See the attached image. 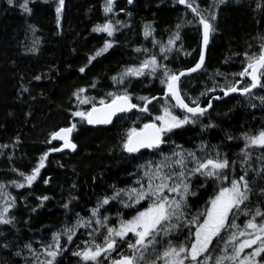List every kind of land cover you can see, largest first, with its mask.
<instances>
[{"label":"trees","instance_id":"obj_1","mask_svg":"<svg viewBox=\"0 0 264 264\" xmlns=\"http://www.w3.org/2000/svg\"><path fill=\"white\" fill-rule=\"evenodd\" d=\"M21 2L15 0L9 5L7 0H0V185H4L7 196L10 194L9 200L15 198L9 214L12 222L0 225V264L46 261L49 258L44 248L52 242L54 233L74 224L78 216L89 218L98 201L112 195L114 187L135 186V180L144 170L142 166L149 163L154 166L181 149L197 155L203 154L202 145L209 154L218 150L230 162L235 161L229 170L230 178L246 172L251 188L246 202L249 216L241 214L237 224L243 226L257 207L264 211V148L249 147L250 158L243 159L244 134L264 129V101L261 100L264 88L259 87L247 96L233 95L215 102L212 110L195 123L168 133L158 149L134 155L123 151L122 137L129 127H141L151 120L148 113L133 110L121 115L123 118H115L111 126L99 128H90L72 116L78 104L73 93L78 88H87L86 95L97 99L123 88L124 85L114 84L111 77L126 66L139 64L147 55L156 54L158 60L173 70L192 67L199 59L202 29L189 9L182 8L176 0H133L131 4L128 0H114L113 13L105 16V0H65L63 17L58 24L57 0H29L30 13L19 7ZM211 2L197 0L201 8ZM106 19L114 23L119 20L125 26L117 24L118 31L113 37L94 33L92 28ZM146 24L154 29L147 38L144 36ZM177 24L182 25L180 39L164 60L160 44L167 43L177 31ZM214 25L216 30L211 34L206 66L181 82L182 92L187 97L199 98L203 107L211 97L208 98L210 92L201 95L202 92L211 88L214 81L222 85L226 79L241 80L234 74L244 67V53H259L264 43L261 39L264 37V0H224L216 9ZM106 39L113 40V46L88 64V57ZM153 39L157 41L155 46ZM137 48L148 52H137ZM85 65V72L81 73L79 69ZM217 72L221 75L216 76ZM37 76L41 78L36 80ZM93 82L95 88L90 87ZM248 82L243 78L241 86ZM125 83L134 103H140L136 100L138 96H163L159 80L147 75L130 78ZM216 92L222 97L219 89ZM160 103L157 100L149 104L153 116L159 114ZM79 107L86 110L90 105ZM176 114L182 115V112L176 109ZM73 123L76 124L73 136L76 152H50L35 182L30 187L27 184L16 187L13 182L20 172L30 174L39 157L58 146L48 142L51 133ZM190 185V193L195 195L187 197V219L204 209L213 193L214 181L195 175L190 178ZM44 196L48 199L42 200ZM146 203L143 201L142 205ZM100 211L109 217L111 225L116 224L118 212L125 219L135 214V209L122 207L118 200L110 201ZM96 227L93 222L89 228L78 229L71 243L62 236L65 250L58 254L55 264H83L72 253L84 247L83 242L90 239L89 233ZM104 232L101 228L96 236L98 243H102ZM186 233L187 228L181 222L179 229L164 238V243L171 240L178 244ZM100 264L108 262L101 257Z\"/></svg>","mask_w":264,"mask_h":264},{"label":"snow or ice","instance_id":"obj_2","mask_svg":"<svg viewBox=\"0 0 264 264\" xmlns=\"http://www.w3.org/2000/svg\"><path fill=\"white\" fill-rule=\"evenodd\" d=\"M14 2L15 0H7L9 5H13ZM64 2L65 0H57L55 12L58 24ZM132 2L133 0H128L129 4ZM176 2L189 9L195 22L202 28V48L198 61L192 67L173 70L158 60L157 55L153 53L147 55L139 64L126 66L123 71L111 77L114 84L124 85L123 88L107 92L98 99L86 95L87 88L84 87L78 88L73 93L78 104L72 116L78 117L80 122H86L89 125H110L114 117L133 110L152 116V119L143 123L141 127L133 125L126 130L121 146L123 151L129 154L139 153L141 149H158L165 142L164 137L168 133L188 123H195L196 119L204 115L207 108L212 107L211 100L206 107H201L199 98L187 97L179 85L182 77L202 69L205 60L203 48L208 45L211 34L216 30L214 25L216 9L224 3V0H212L206 8H201L197 0H176ZM28 5L29 0H22L19 7L24 12L30 13L31 8ZM103 11L105 16L113 13L114 0H105ZM117 24L125 26L119 20L114 23L112 19H106L103 23L96 24L92 31L113 37L118 31ZM181 27V24H177V31L167 43L160 44L159 51L164 60H167V53L180 39ZM153 31L151 25L144 26L146 38ZM261 39L264 40V37ZM152 42L154 46L157 44L154 39ZM113 43V40L106 39L103 45L88 57V64L106 53ZM32 50L35 51V48ZM135 51L148 52L147 49L141 48ZM244 61L242 71L234 76H239L241 80L246 77L248 83L241 86V80L227 81L226 79L221 85L214 81L213 86L201 95L215 92L217 89L224 96L237 92L248 95L252 89L264 88V82H262L264 81V43L261 44L258 54L244 53ZM86 67L87 65L81 67L79 71L84 73ZM145 75L159 80L163 87V96H138L136 100L140 103H134L125 82L130 78ZM215 75L219 76L221 73L217 72ZM40 78L35 77L36 80ZM95 86V82L90 85L92 88ZM215 99L220 97L217 96ZM157 100L161 101L160 112L153 116L148 106ZM261 100L264 101V97H261ZM86 104L90 107L81 110L79 106ZM176 109H179L182 115H177ZM75 128L76 124L73 123L69 127L60 128L51 133V140L62 141V145L44 152L30 174L20 172L23 182L14 181L15 186L23 188L27 184L30 187L45 166L50 152H59L65 148L75 150L77 146L71 140V134ZM243 138L245 141L243 159L247 161L251 155L247 151L249 147L264 148V129L254 134L245 133ZM200 151L202 155L181 149L174 151L171 157H164L154 166L151 163L142 166L144 170L135 180V186L114 187L112 195H106L98 201L97 206L91 210L89 218L78 216L74 224L66 225L62 232L54 233L52 242L44 248L49 259L41 264H55L58 254L65 250L61 244V237H66V241L71 243L78 229L89 228L93 222L97 227L89 233L90 239L83 242L82 249L72 253L79 257L83 264H100L101 257L108 264H264V211L257 207L243 222V226L236 222L241 214L249 216L246 202L249 200L251 188L246 179V172L238 177L232 175L230 178L229 170L234 166L235 161L230 162L227 156L221 155L218 150L214 154H209L205 152L203 145ZM195 175L211 178L214 181V189L204 209L193 214L191 219H187L185 211L188 206L187 197L189 194L195 195L194 192L190 193V178ZM44 183L48 181L45 180ZM2 189L3 185H0V197L5 196ZM8 196L10 197V194ZM41 199L47 200L48 197L44 196ZM112 200H118L124 208L135 209V214L125 219L118 212L116 224H109V217L102 214L100 209ZM14 201V197H11V200L5 199L0 206V224L12 222L8 213L14 207ZM142 201H146V205H142ZM137 205L141 206L137 207ZM64 207L67 208L68 204ZM258 217L259 220H257ZM181 222L187 228L184 239L178 244H174L171 240L164 243V238L173 230L179 229ZM101 228L105 232L102 243H98L96 236L100 234ZM161 244L163 246L159 247ZM26 247L30 246L26 245ZM246 249L250 251H245Z\"/></svg>","mask_w":264,"mask_h":264},{"label":"water","instance_id":"obj_3","mask_svg":"<svg viewBox=\"0 0 264 264\" xmlns=\"http://www.w3.org/2000/svg\"><path fill=\"white\" fill-rule=\"evenodd\" d=\"M180 5V4H179ZM182 8H185V6H183V5H180ZM63 12H64V7H63V10H62V13H61V16H60V20L59 21H61L62 20V17H63ZM202 29V28H201ZM210 42H211V36H210V39H209V43H208V45L206 46V47H204L203 48V50H204V54H205V60H204V64H203V66H202V69L201 70H198L197 72H195V73H191V74H189V75H194V74H197V73H199V72H201L203 69H204V67H205V65H206V62H207V56H208V49H209V45H210ZM201 48H202V41H201ZM189 75H186V76H189ZM186 76H184V77H186ZM184 77H182L181 78V81H180V88H181V82H182V80H183V78ZM258 88V87H257ZM257 88H255V89H252V91H251V93H253ZM250 93V94H251ZM222 94V97H220L219 95H217V92L215 91V92H210L209 93V95H208V98H210L211 97V102H212V107L211 108H207V111L204 113V114H207V113H209L211 110H212V108H213V104L215 103V102H219L220 100H222V99H226V98H228V97H230V96H233V95H240V96H247V95H242V94H240L239 92H237V93H230L229 95H227V96H224L223 95V93H221ZM217 96H219L220 97V99H215V97H217ZM201 105V107H203L202 106V104H200ZM206 107V106H205ZM131 112H129V113H127V114H130ZM121 115H124V114H119L117 117H119V116H121ZM117 117H114L113 118V122H114V120H115V118H117ZM113 122H112V124H113ZM112 124H110V125H89L88 124V126L90 127V128H99V127H101V126H111ZM73 134H74V131L72 132V134H71V140H72V142L74 143V141H73ZM52 142L53 143H58V144H60V146L62 145V141H56V140H52ZM76 149H77V147H76ZM76 149L75 150H71V149H67V148H65V149H62V151H59V152H56V154H62V153H65V152H76ZM143 150H145V149H141V151L139 152V153H141ZM127 153V152H126ZM127 154H129V153H127ZM134 154H136V153H134ZM129 155H132V154H129Z\"/></svg>","mask_w":264,"mask_h":264},{"label":"rangeland","instance_id":"obj_4","mask_svg":"<svg viewBox=\"0 0 264 264\" xmlns=\"http://www.w3.org/2000/svg\"><path fill=\"white\" fill-rule=\"evenodd\" d=\"M76 118H78V117H76ZM42 170V169H41ZM41 170H40V173H41ZM25 174H28V173H25ZM40 175V174H39ZM39 177V176H38ZM37 177V178H38ZM15 182H17V183H21V182H23V178L19 175L18 177H17V179L15 180ZM35 182V181H34ZM33 182V183H34ZM2 191L5 193V196L4 197H0V206H2L3 205V203H4V200L5 199H9V197L7 196V193H6V191H5V188H4V185H3V189H2ZM143 202V201H142ZM142 202H141V204H142ZM9 214H10V212L8 213V216H9ZM9 218H10V216H9ZM1 225V224H0ZM129 236H131V234H129ZM249 249H246L245 251H248Z\"/></svg>","mask_w":264,"mask_h":264},{"label":"bare ground","instance_id":"obj_5","mask_svg":"<svg viewBox=\"0 0 264 264\" xmlns=\"http://www.w3.org/2000/svg\"><path fill=\"white\" fill-rule=\"evenodd\" d=\"M234 4V3H233ZM254 7V6H253ZM248 9V8H247ZM140 15V14H139ZM167 15V14H166ZM157 19V18H156ZM261 19V18H260ZM145 22V21H144ZM151 22V21H150ZM147 23V22H146ZM153 26V25H152ZM201 42V41H200ZM26 55V54H25ZM206 66V65H205ZM191 76V75H190ZM189 77V76H188ZM188 84V83H187ZM194 85V84H193ZM188 86H191V85H188ZM190 88V87H189ZM199 90V89H198ZM197 90V91H198ZM190 92V91H189ZM199 92V91H198ZM45 107H47V106H45ZM44 108V107H43ZM40 119V118H39ZM76 129V128H75ZM74 136V135H73ZM51 142H52V140H51ZM53 143V142H52ZM55 144H57V143H55ZM57 147H60V144H58V146ZM55 154H56V152H55Z\"/></svg>","mask_w":264,"mask_h":264}]
</instances>
